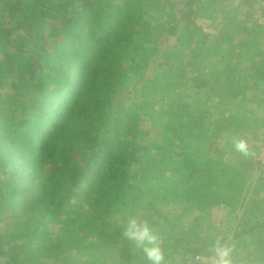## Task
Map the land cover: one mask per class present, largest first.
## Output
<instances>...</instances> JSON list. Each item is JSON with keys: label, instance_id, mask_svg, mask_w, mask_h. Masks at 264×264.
I'll return each instance as SVG.
<instances>
[{"label": "trees", "instance_id": "trees-1", "mask_svg": "<svg viewBox=\"0 0 264 264\" xmlns=\"http://www.w3.org/2000/svg\"><path fill=\"white\" fill-rule=\"evenodd\" d=\"M197 1L0 0V222L3 212L11 216L0 230L1 264L55 259L87 241L100 245L121 197L135 201L155 181L148 143L120 117L107 125L103 101L117 79L144 70L128 58L134 48L144 49L138 38L145 27L135 10L166 8L159 32L166 38L189 23ZM194 127L204 130L197 119L181 123L198 138ZM167 153L182 178L179 195L192 207L235 208L246 172L175 148ZM124 236L110 233L114 241ZM160 256L136 264H164L157 263Z\"/></svg>", "mask_w": 264, "mask_h": 264}, {"label": "rangeland", "instance_id": "rangeland-1", "mask_svg": "<svg viewBox=\"0 0 264 264\" xmlns=\"http://www.w3.org/2000/svg\"><path fill=\"white\" fill-rule=\"evenodd\" d=\"M137 9L144 49L134 48L128 58L144 70L117 79L103 117L107 125L122 118L148 143L155 181L146 182L135 201L121 197L100 245L87 241L32 264H136L158 255L164 264H264V77H258L264 73V0L197 1L189 23L166 38L159 35L166 8ZM193 119L204 126L202 132L194 127L198 138L181 128ZM170 148L246 172L235 208L220 203L202 211L184 200ZM3 213L2 231L11 218ZM114 229L126 237L114 241ZM216 241H222L218 248L195 253Z\"/></svg>", "mask_w": 264, "mask_h": 264}, {"label": "crops", "instance_id": "crops-1", "mask_svg": "<svg viewBox=\"0 0 264 264\" xmlns=\"http://www.w3.org/2000/svg\"><path fill=\"white\" fill-rule=\"evenodd\" d=\"M255 258H256V257H255ZM255 258H254V259H255Z\"/></svg>", "mask_w": 264, "mask_h": 264}]
</instances>
